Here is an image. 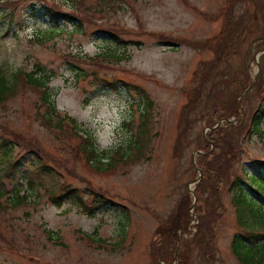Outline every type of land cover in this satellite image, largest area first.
<instances>
[{
	"label": "rangeland",
	"instance_id": "rangeland-1",
	"mask_svg": "<svg viewBox=\"0 0 264 264\" xmlns=\"http://www.w3.org/2000/svg\"><path fill=\"white\" fill-rule=\"evenodd\" d=\"M106 1L80 4L77 14L89 11L78 24L52 21L37 0H15L11 17L0 22V62L8 73L51 72L58 110L101 149L135 139L144 92L152 100L145 155L111 171L94 170L78 150V137L43 124L40 91L18 81L15 96L0 107V134L15 136L23 151H41L61 178L91 185L116 204L92 216L71 202L58 207L44 189L30 188L22 172L0 165V264H162L155 251L173 245L171 264L182 257V264H240L231 240L243 229L228 187L217 218L196 203L195 189L204 177L200 162L207 159L200 155L208 153L211 124L220 121L232 150L239 147L229 170L264 161V124L262 134L249 131L264 104V0ZM187 199L194 204L190 231L159 235L163 223L185 212ZM201 215L204 229L198 230ZM183 236L192 241L180 250Z\"/></svg>",
	"mask_w": 264,
	"mask_h": 264
},
{
	"label": "trees",
	"instance_id": "trees-1",
	"mask_svg": "<svg viewBox=\"0 0 264 264\" xmlns=\"http://www.w3.org/2000/svg\"><path fill=\"white\" fill-rule=\"evenodd\" d=\"M37 1L40 2L45 14L52 21L57 19V21H76V23L82 24L89 11L83 9L84 13L82 15L76 13L80 4H85V0ZM14 3L15 0H0V8H4L0 22L11 17L13 14V8L11 7L14 6ZM105 4H108V0ZM102 9L104 8L98 10ZM60 28L56 27V29ZM109 34L118 38L115 33L109 32ZM208 42L207 39L203 42V45L206 46ZM100 56H110V53H101ZM52 77L51 72L49 73L42 67L30 72L17 69L8 73L0 62V107L15 96L18 90V81H22L23 84L40 91V100L44 107L41 113L43 124L50 130L59 132L62 135L69 136L70 134L78 137L80 140L78 150L94 170L99 172L111 171L120 164L133 163L143 159L144 150L150 141L147 126L150 122L149 114L152 109V100L144 92H142V96L146 98V104L142 112L139 107L141 124L135 139L130 141L127 146L115 150L101 149L95 138L88 132L85 133L74 117L58 110L56 94L52 92L50 87ZM247 87L248 85L242 87L238 95L240 96ZM219 122L211 124L214 128L209 134L210 141L209 143L206 141L204 146V150L208 153L200 155V157L204 156L207 160L205 163L200 162L204 177L198 182L195 189L198 196L196 203L204 202L207 207H211L216 211L215 217H219L226 209L220 196L223 188L227 186L232 195V205L237 221L243 229V231H237L233 234L231 250L240 264H264V161L255 160L253 163L248 164V168L245 167L244 161H242L238 171L229 170L232 157L239 147L232 150L234 145L227 140L225 127ZM263 124L264 104L261 103L250 118L249 131L262 134ZM240 147L242 150L244 149L243 146ZM21 148L23 147L16 141L15 136H2L0 134V165L8 173L15 171L20 174L22 172V177L26 180L27 185L34 189L35 187L44 189L51 202L56 206L61 207L65 202H71L81 212L92 216L97 209L107 204H116L106 193L91 185L80 188L61 178L59 172L45 161L41 151L35 150V148H28L23 151ZM250 189H253L261 199L253 195ZM212 197L215 199V204L214 199H210ZM19 198L18 195L17 199ZM14 203H16V200ZM191 204H193L192 199H187V204L181 207L185 212H180L174 218H171L169 223H163L161 229L158 230V232L162 231L163 233L159 232L158 234L161 236L166 233L176 235L177 230L181 233H188L190 230L187 225L192 219L188 211ZM196 207L194 212L198 214L199 209ZM211 208H208V210ZM202 217L203 215L199 217L198 230L204 229ZM180 241L179 249L181 250L182 246L187 247L192 239L183 236ZM175 250L176 246L174 245L172 248L167 246L162 251L156 252L154 250V255H157V263H173ZM184 262H187L186 257L181 258L180 264Z\"/></svg>",
	"mask_w": 264,
	"mask_h": 264
},
{
	"label": "water",
	"instance_id": "water-1",
	"mask_svg": "<svg viewBox=\"0 0 264 264\" xmlns=\"http://www.w3.org/2000/svg\"><path fill=\"white\" fill-rule=\"evenodd\" d=\"M253 83H254V82H252V84L249 86L248 89H250V88L252 87ZM248 89H247V90H248ZM242 95H243V94H242ZM198 171H199L200 177H202V171H201L200 169H198ZM194 203H195V202H194ZM193 205H194V204H193Z\"/></svg>",
	"mask_w": 264,
	"mask_h": 264
}]
</instances>
